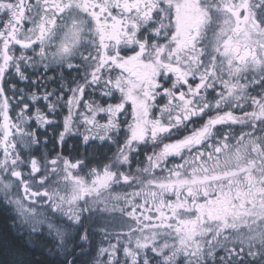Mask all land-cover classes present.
Returning a JSON list of instances; mask_svg holds the SVG:
<instances>
[{
  "label": "snow or ice",
  "instance_id": "snow-or-ice-1",
  "mask_svg": "<svg viewBox=\"0 0 264 264\" xmlns=\"http://www.w3.org/2000/svg\"><path fill=\"white\" fill-rule=\"evenodd\" d=\"M0 212V264H264V0H0Z\"/></svg>",
  "mask_w": 264,
  "mask_h": 264
},
{
  "label": "trees",
  "instance_id": "trees-1",
  "mask_svg": "<svg viewBox=\"0 0 264 264\" xmlns=\"http://www.w3.org/2000/svg\"><path fill=\"white\" fill-rule=\"evenodd\" d=\"M4 215L5 214L3 212H0V227H2L4 224Z\"/></svg>",
  "mask_w": 264,
  "mask_h": 264
},
{
  "label": "flooded vegetation",
  "instance_id": "flooded-vegetation-1",
  "mask_svg": "<svg viewBox=\"0 0 264 264\" xmlns=\"http://www.w3.org/2000/svg\"><path fill=\"white\" fill-rule=\"evenodd\" d=\"M70 146H71V144H70Z\"/></svg>",
  "mask_w": 264,
  "mask_h": 264
},
{
  "label": "rangeland",
  "instance_id": "rangeland-1",
  "mask_svg": "<svg viewBox=\"0 0 264 264\" xmlns=\"http://www.w3.org/2000/svg\"><path fill=\"white\" fill-rule=\"evenodd\" d=\"M70 146V145H69Z\"/></svg>",
  "mask_w": 264,
  "mask_h": 264
}]
</instances>
